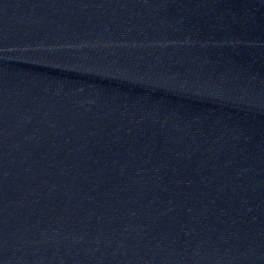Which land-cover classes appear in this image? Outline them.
Instances as JSON below:
<instances>
[{"label":"water","instance_id":"water-1","mask_svg":"<svg viewBox=\"0 0 264 264\" xmlns=\"http://www.w3.org/2000/svg\"><path fill=\"white\" fill-rule=\"evenodd\" d=\"M0 264H264V0H0Z\"/></svg>","mask_w":264,"mask_h":264}]
</instances>
